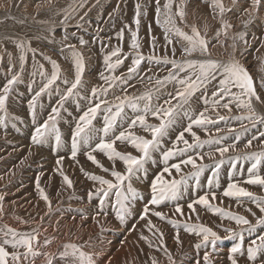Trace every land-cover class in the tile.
Listing matches in <instances>:
<instances>
[{"label":"snow or ice","instance_id":"1","mask_svg":"<svg viewBox=\"0 0 264 264\" xmlns=\"http://www.w3.org/2000/svg\"><path fill=\"white\" fill-rule=\"evenodd\" d=\"M48 2L51 3V0ZM126 2L127 0H125V5ZM203 2L209 4L214 18L216 16L220 18L221 27L216 30L214 39L221 47H224L221 37L227 38L229 29L233 27L225 19L227 13L236 11L241 16L246 14L248 19L243 21V25L247 29L259 13L264 11V0H239L241 5L248 4L242 10L237 7L238 0H232L233 7L231 8L225 7L223 0H203ZM154 3L156 23L164 30L166 54L160 56L156 53L157 40L154 36L151 40L149 53L145 54L142 51L139 33L142 18L148 14V5L141 4L137 0L134 3V28L132 25L125 24L117 32V37L121 42H123L125 31L130 33V51L124 53L121 43L104 56V65L108 75L102 72L100 78L106 86H94L88 90L86 95H82L85 91V57L75 44L63 43L68 40L67 34L59 43L62 45L61 52L64 49L70 51L71 61L74 65L72 79L62 78L60 64L51 56H44V59L52 66L51 73L44 70L43 64L38 65V71L34 70L31 73L32 77L37 74L41 77L38 90L34 92L29 101L32 123L35 125L31 143L34 146L42 147L54 140L56 149H60L64 142L59 120L65 102L70 98H75L77 104L80 100H88V105L77 118L71 135L69 152L70 159L77 164H79L77 157L83 152L87 160L105 174L97 175L85 172L83 166L80 168L93 182V189L88 192V200L89 202L93 199L98 201L96 216L107 217V206H112L115 208V218L121 225L126 224L128 218L133 214L135 201L140 197L139 191L133 186V180L145 178L147 176L146 165L149 162L155 163L156 158L159 157L164 166L151 180L150 200L145 203L138 218L145 221L144 227L156 238L159 246H162V249L158 247V250H163L170 264H175V260L167 245L164 244V233L153 223L150 214L160 221H166L172 225L175 229L174 242L178 246L182 243L180 240L181 229L199 238L194 245L197 250L211 246L212 252H215L217 242L225 239H237L239 242L230 250L231 264H239L238 256L245 254L247 260L255 264L258 256H264V233L249 240L247 246L245 245V233L251 235L258 228L264 229V215L257 217L251 208H247L246 211L255 218V223H253L247 216L226 211L213 203L217 198L215 189L220 186L221 167L225 163H230V182L222 193L223 197L235 199L238 204L247 200L255 204L260 213L264 214V196H258L242 186L247 184L264 188V175L261 174V169L264 167V150L259 152L244 151V149L252 148L253 141L259 137L253 135L241 149H237V144L244 133L249 130V126L252 128L264 126V111H258V108L264 109V97L257 91L248 70L235 57L237 41L243 42L246 47L249 44L246 32H239L232 36L230 45L232 54L228 60H220L214 58L210 50V45L211 47H215V45H212L211 40L206 38L207 25L205 24L202 34L195 24H187V0H178V2L177 0H165L163 5H161V0H154ZM39 7L40 5L37 4V8ZM79 7L83 8L84 4L80 3ZM62 11L63 19L60 24L66 25L72 18V13L76 12V8L70 6V10ZM120 11V5L117 4L113 13L109 14V20H113ZM59 14L58 12L57 15ZM87 15L88 13L84 12L79 19L84 23L91 24L90 20H85ZM39 23L50 24V21L41 20ZM84 23H78L77 27L83 28ZM148 27L151 30L150 24ZM185 28L189 30L185 31ZM48 31L54 32V28L50 27ZM101 31L104 29L97 25L96 32ZM44 39L47 40L48 37ZM253 39L257 38L253 37ZM49 42L56 43L57 41L52 39ZM78 42L81 46L89 44V41L85 40L83 36L79 37ZM14 43L20 53L18 70L14 71L17 66L10 63L8 71L12 74L6 78L3 85H0V126L5 129L8 127L10 118L9 97L15 88L24 82L22 77L28 62V53L32 54L34 61L37 53V49L31 46V40L16 39ZM169 46H171L170 49ZM177 46H179L180 58H176ZM169 50L171 58L167 55ZM2 60L3 58L0 57V61ZM125 60H129L126 71L117 75V69L124 65ZM142 64L145 65L144 68L141 67ZM154 66H170L166 76L155 79V89H148L139 96L128 94L127 88L134 87L130 83L131 81L143 82L145 79L149 82L152 81V76L148 73L152 72ZM33 68H37L35 63ZM153 75L155 74L153 73ZM58 81L65 86L63 92H60ZM34 84H36L35 79L29 84V90ZM168 84L173 85V91L161 102L160 91ZM116 87H120L124 94L114 95V100H109V90ZM260 90L264 91V81L260 84ZM52 91L60 93L57 106L51 109V113L46 119L38 123V102L43 95H51ZM200 101L202 104L199 103ZM193 105L198 106L194 107ZM39 106L42 107V105ZM233 108L238 109L240 114L228 117L219 112V109H224L231 113ZM126 109L130 110L131 115ZM210 113H214L215 118ZM98 116L102 117V126L99 128L94 124ZM230 119L239 123L241 131L236 132L235 129L229 128V132L235 133L234 142L222 144L224 137L213 136L210 129L215 128L218 134L224 131L219 126L220 122L223 121L227 124ZM151 120L156 122H151ZM245 121L248 123L246 124ZM173 130H176L175 138L170 139ZM197 130L203 131L207 138L202 139ZM259 135L264 137V131H261ZM166 140L170 146L165 144ZM118 142L125 146H131L134 152L119 150ZM205 147L209 149L207 152H204ZM230 150L237 154L226 156ZM98 154L106 157L110 166H105L97 159ZM217 155L220 157L218 160L216 159ZM206 157L213 160L214 163L211 165L202 163ZM64 159L63 156L57 159L58 167L55 171L62 178V186L72 189L73 180L63 171L62 161ZM117 163L121 164L122 170L117 169ZM242 163H249L250 166L247 168L246 179L240 181L236 179V176L244 174V169L238 168V165ZM187 166H190L191 171L181 174L183 167ZM206 169H211V175L206 185L208 191L203 195H198L187 204L189 210L187 213H185L183 205L175 204L172 217L178 214L184 218L183 220L174 219L161 210V205H165L166 202L179 201L189 188L194 187L199 190L201 188L200 177ZM173 172L181 174L178 179L173 175ZM190 181H194V184H190ZM35 186L40 198L47 204L46 215H50L53 211L52 201L44 188L41 187L39 176L36 178ZM6 195L7 193L0 194V217L4 214ZM197 206H203L204 209L211 210L228 221H234L237 227H224L226 235L221 236L213 228L203 223H190L193 216L196 221H199ZM85 219L87 216L81 213V220ZM40 220L43 222L44 217H41ZM95 222L99 224V220H95ZM23 223H28V221H23ZM56 223L59 225V221ZM133 230L135 229L133 228ZM43 231L46 232L47 229L45 228ZM103 231L104 228L101 225V232ZM54 239L55 237L45 236L41 241V228L39 227L33 228L31 231H19L4 224L0 226V264H35L38 257L44 258L45 264H54V261H57V264H97L101 253L86 250L90 247V240L83 245L74 242L64 243L57 253L46 251L53 244ZM140 239L149 248L156 246L153 240L143 232L140 233ZM212 252H205L203 255L204 264H213ZM151 264H158L155 257H152ZM196 264H200V261L197 260Z\"/></svg>","mask_w":264,"mask_h":264},{"label":"bare ground","instance_id":"2","mask_svg":"<svg viewBox=\"0 0 264 264\" xmlns=\"http://www.w3.org/2000/svg\"><path fill=\"white\" fill-rule=\"evenodd\" d=\"M23 1H24V3L28 2V0H23ZM12 2H13V0H0V15H2L4 13V10L11 8ZM33 2L36 3L37 0H33ZM177 2H178V0H177ZM145 3L146 4H149V3L153 4L154 0H145ZM223 3L225 5V7H227V8L233 7L232 0H223ZM71 5H72V0H61V1H58L53 8H50L51 10L55 11V13L49 11V9H45V10L41 11L44 16L39 17V18L35 17V19L38 20V22L41 20L50 21V24H43L44 28L40 27L43 30H45L46 35L49 33L50 36L43 35V37H39L36 33V30L31 29L30 34H32V36L28 37L27 35L29 33L26 32L27 30L23 26L18 24L17 22H11L9 25L11 27H15L17 29V31H19V33L16 34V37H18L19 39L31 40V44H44V42L46 43V41L47 42L49 41L48 39L46 40L44 38L48 37L51 40L54 39L55 41H57L56 43H52V44L57 45L59 43V41H61L62 39L57 37V36L54 37L53 35L56 33L58 27L65 26V25L60 24V21L63 19V11L62 10H64V9L70 10ZM130 5H129V7H130ZM247 6H248L247 3H244L243 5H241L239 3V0H238L237 7L241 8V10ZM129 7H128V9H129ZM174 7H175V5H174ZM84 8H80V9L82 10ZM149 9H151V8H149ZM123 10H124V8H123ZM200 10L203 11V15H204L208 10H211V7L209 6L208 3L203 2V0H187V3H186V11L187 12H189V13L192 12V15H194V12L200 11ZM39 11H40V9L37 7H30L26 11V13L28 15H32V14L36 15ZM86 11H87V8L84 9V12H86ZM131 11H132V8H131ZM58 12L60 13L59 15H57ZM227 14H229V17L232 18V20H233L230 23L234 24V26L231 29H229V35L231 37L236 35V33L246 32V39L249 42L248 46L246 47L243 44V42L237 41L238 51L240 52V54L246 53L247 51L244 52V50L247 48L248 49H250L251 47H253L254 49L256 48V52L258 55H256V52H253V54L256 56V60H253L255 58V56H254V58H252V56H250L249 58H244V60L240 59V58H238V59L245 66V68L248 70L249 74L253 78V81H255L254 83L257 87L256 80H257L259 85L261 84L262 81H264V57H261L264 54V46H262V45H264V12L261 11L253 22L255 25L254 26L249 25L247 29H245L244 25H243V21L248 19L246 14L241 16L236 11H233V12H230ZM203 15H202V17H203ZM151 16H152V14H151ZM202 17L198 18V20L201 19ZM30 19H32V18H30ZM100 23H102V22H100ZM124 24H126V23H124ZM204 24L207 25V32L208 31L216 32V30L221 27L219 16H216L214 18L212 10L208 15L204 16ZM86 25H88V24H86ZM104 25L106 26V24H104ZM147 25H149V24H147ZM153 25H154V23H153ZM6 26H7V24H0V29L5 28ZM156 26H158V25H156ZM50 27L54 28V32L50 33L48 31V29ZM111 27L114 29L113 26H111ZM116 27H117V25H116ZM86 28H89V25ZM141 29H142V27H141ZM151 29H153V28H151ZM76 30L74 31L72 29H68V32L73 31L71 37L72 38L76 37V39H77V37H79L80 35L78 34V31H76ZM105 30H107V32H108L109 28H107ZM150 32H151V30H150ZM73 34H75V35H73ZM148 34H150V33H148ZM110 35H111V33H110ZM126 35L128 37H130L129 32ZM139 35H141V34H139ZM68 36L70 38V35H68ZM142 36L144 37V35H142ZM37 37H39V39H37ZM99 37H100V40H102V41L105 40L104 35H99ZM253 37H256L257 39H253ZM62 38H63V36H62ZM106 38H107V36H106ZM129 39L128 38L126 39V44L128 46L130 45ZM102 41L100 42V45H101ZM107 44L109 46V43H107ZM115 44H117V43L115 42ZM46 45H47V43H46ZM56 45H55V47H56ZM0 47H4V46L1 45ZM41 47H42V45L40 47H38L37 50L41 49ZM61 47H62V45L60 46V48ZM80 49H81V47H80ZM17 51H15V52L18 54L17 55L15 54V55L18 57L20 53H19V51L18 52ZM226 51L227 52L225 54H229V50H227V46H226ZM108 52L109 51H107V53ZM231 52H232V49H231ZM96 53H97V50H96ZM28 54H31V53H28ZM41 54H43V52H39V54L36 55L39 58L36 61H39V64H44L45 62H47V60L44 59V56H47V54H43V55H41ZM162 54H163V52H162ZM68 55L70 58L71 56H70L69 50H67V56ZM48 56H50V55H48ZM247 56H245V57H247ZM51 57H53L56 60H59L62 58V55H61L60 51L59 52L56 51L55 55H51ZM57 57L59 59H57ZM257 57H259V58H257ZM11 58H13V57H11ZM15 58L16 57H14V59ZM28 58L31 59V57H28ZM3 59H5V58H3ZM8 59H9V56H8ZM28 61H30V60L28 59ZM70 61H71V59H70ZM101 61H104V60L101 59ZM12 62H13V60H12ZM97 62H98V60H97ZM4 63L6 65V61ZM17 63H19V62L17 61ZM34 63H35V61H34ZM47 63H49V62H47ZM71 63H72V61H71ZM1 64L2 63H0V66L2 67ZM36 64H38V62H36ZM101 64H104V63L101 62ZM38 65L36 68L37 71H38ZM66 65H67V63H66ZM72 65H73V63H72ZM27 66H28V64H27ZM50 66L51 65L49 64V67ZM64 66H63V69H64ZM101 66L102 65H100V68H101ZM28 67L26 69H28ZM45 67H44V69H46L48 67V65L46 68ZM50 69H52V67ZM67 69H69V68L67 67ZM102 69H103V66H102ZM104 69H103V71H104ZM122 69H123V67H122ZM125 69H126V67H125ZM3 70H4V68H3ZM46 71H48V70H46ZM100 71H102V70L100 69ZM118 71H120V70H118ZM26 72L27 71H25V73ZM65 72H66V70H65ZM71 72H72V70H71ZM73 72H74V70H73ZM123 72H125V71H123ZM103 73L105 74V72H103ZM26 74H23V75H26ZM5 75H7V74H5ZM61 75H62V73H61ZM97 75H99V74H97ZM67 76H69V75H67ZM162 76H164V75L162 74ZM8 77H10V76H8ZM158 77H160V76H158ZM30 78H28V79L30 81H32V78L31 79ZM3 79L5 80V78H3ZM25 81H27V80L25 79ZM39 81H40V79H39ZM146 81H145V83H146ZM136 83H138V81ZM58 84H59V82H58ZM24 85H25V83L23 82V85H21V87ZM27 85H28V83H27ZM60 85H59V87L61 88ZM138 85H140V84H138ZM154 85H153V87H154ZM169 85L171 86L172 84H169ZM86 86H87V84H86ZM150 87H151V85H150ZM155 87H156V85H155ZM166 87H167V85H166ZM20 88H18V91L20 90ZM115 89H112V91ZM147 89L148 88L146 87V90ZM167 89L169 90V88H167ZM21 90L17 94L19 95V98L23 99L24 94L23 93L20 94ZM25 90H26V88H25ZM25 90H22V91H25ZM36 90H38V88H36ZM63 90L64 89H62V91ZM87 90H89V84H88ZM117 90H118V88H117ZM27 91H29V90L27 89ZM62 91H60V92H62ZM110 91H111V89H110ZM161 91L163 92V89ZM257 91H258V87H257ZM15 92H17V91H15ZM31 92L29 91V93H31ZM33 92H35V91H33ZM25 93H27V92L25 91ZM115 93H118V91L114 92V94ZM120 93H118V94H120ZM259 93H261V92H259ZM15 94H13V95H15ZM17 94H16V96H17ZM33 94H31V95H33ZM122 94L123 93H121V95ZM129 94H130V92H129ZM168 94L169 93L167 92V90L165 92L161 93V99L163 100V98L168 96ZM13 95H11V96H13ZM54 95H55L54 98H53V94L51 96L53 101H52L50 106H49V104L43 105L45 103L44 102V103H42V107H40V106L37 107V122L38 123L42 122L44 119H46L47 116L51 113V109L53 107L57 106V101L59 99L60 93L55 92ZM130 95H133V94H130ZM20 96H23V97H20ZM48 96H49V94H48ZM263 97H264V94H263ZM13 98L15 99L14 96L10 98L13 102H10V101L8 102V112L10 114L9 120L11 118H17V122H20L21 124H23L22 126L24 129V132L23 133L17 132L13 126H10L8 128V130H6L3 126H0V194L7 193V195L5 196V202H4V214L2 217H0V226L7 224L10 227L16 228L19 231H31L33 228H37V227L41 228V241L43 240V238L45 236L55 237L53 244L50 245L46 249V251H49L52 253H57L58 250H60V246L64 243L74 242V243L83 245L86 241L90 240V247H88L86 250L96 251V252L101 253V255L97 259V264H109V261H110V264H151L152 257H155L157 259L158 264H170V261L168 260L167 256L163 252V250H158V247L162 249V246H159L156 238L152 236V233L149 232L146 227H144L145 221L138 219L137 226H136V228H134L135 230L130 228L131 223L137 219V216L140 213L142 207H140L138 209L137 215L135 214V212H133L132 216H130V221L124 225H121L119 223V221L115 218V208H112L111 206H107V211H108L107 217H105L104 215L96 216V212L98 211V208H97L98 201L96 199H93V200H91V202H89V200L87 198L88 192L93 189V182L87 178L85 173L82 172L80 170V168H81V166H83V169L85 170V172H92V173H95L97 175H105V174L103 172H101V170L99 168H97L95 165H93L90 161H88L85 155H83L82 153L80 155H78L77 160L79 161V164L72 161L71 159L62 161L63 171L67 175H69V177L73 180V188L68 189L66 186H62V178L55 171V169L58 167L56 164V161L61 156L67 157L68 150H64V151L54 153L51 149L48 148L49 144H46L42 147H37V146L30 144L31 143V135L34 133L33 132L34 129L31 133H29L31 130L29 128V125H32L31 124L32 123L31 109L29 107H25L24 106L25 104L24 105L22 104L23 107L17 106L18 104L15 103L16 100L14 101ZM41 98H43V97H41ZM41 98H40V100L42 101ZM112 99L114 100V98H112ZM46 100H47V98H46ZM18 101H19V99H18ZM87 101L88 100L83 101L82 104L80 105V104H77V101L75 98H70L68 101L65 102L64 107L61 110V115H60V120H59V127L61 129H63V134L65 137L70 135V132L72 133L74 131V124L76 122V119L78 118L80 113H82V111L88 105V104H86ZM20 102H21V100H20ZM49 102H50V97H49ZM38 103H40V102H38ZM126 110L129 113V115H131L130 110H128V109H126ZM258 111H264V109L258 108ZM239 113H240V111H239ZM213 118H215V117H213ZM23 121H25V125H24ZM233 125H235L233 127V129H237L236 132H239L241 130L238 122L233 124ZM33 126H35V125H33ZM229 128H231V127H229ZM215 132H216L215 128L210 129V133L213 136L216 135ZM246 133H248V134L250 133V126H249V130ZM259 133H260V131H259ZM175 134H176V130H173V133L171 134L170 139H174ZM218 135L221 137H225V141H226L225 144H231L234 142L235 133L229 132L228 129H224V131H221L220 134H218ZM243 136L241 138H243ZM201 138L203 139V138H207V137L205 136V137H201ZM261 138H264V137H261ZM227 139H231V142H227ZM247 140H248V138H247ZM244 141L240 140V142L237 144V149H241L243 147ZM222 142L224 143V140ZM261 144H262V142H261ZM117 147L121 151H133L134 152V150L131 148V146H125L123 144H120L119 142L117 144ZM208 150L209 149L206 147V150H204V152H207ZM244 151L255 152L252 148L244 149ZM257 151H258V149H257ZM30 152H31V154H29ZM236 154L237 153H234L230 150V152L227 153L226 156H232V155H236ZM97 159H99L105 166H110V162L102 154H98ZM216 159L218 160V159H220V157L217 155ZM205 163L211 165L214 163V161L211 159H208L206 157ZM241 165H238V168H240ZM244 165L245 166L243 169H244V173H245V172H247V168L250 166V164L244 163ZM152 167H153V163H152ZM117 169L122 170L121 164L117 163ZM148 171L150 172V174H147V176L145 178H143L142 180H136V182H135V180H133V185H135V188L148 189L150 192V182L151 181L149 179L151 178V180H152L154 178V176L160 170L149 169ZM190 171H191L190 166H187V167L183 168V173H181V174H186ZM206 172H207V174L211 173V169H208V171H206ZM41 173H43V175H41ZM229 173H230V163H225L221 167V170H220V178H221V181L225 184V186H227V184L230 182ZM181 174H177V173L173 172V175L176 176L177 179L179 178V176ZM261 174L264 175V167H262V169H261ZM38 176L40 177L41 187L44 188L45 192L49 196V199L52 201L53 211L50 215H46V213L48 212L47 204L44 200H42L40 198L39 193H38L36 186H35L36 178ZM50 177H51V179H49ZM239 177H240L239 175L236 176V179H238L240 181L246 179V178H244L241 180V179H239ZM241 177H243V176H241ZM107 178H111V177H107ZM205 178H207V177H205ZM148 180H149V182H147ZM219 182H220V180H219ZM190 184H193V181H190ZM242 186L245 187V184H243ZM253 186H252V188H253ZM219 187H222V186H219ZM247 187L249 189V186H247ZM257 187L258 186H256V188ZM215 191H216V189H215ZM219 191H220L219 193H222L221 192L222 190L219 189ZM195 192L196 193H194V191H193V187L189 188L187 191H185L183 193V196L179 201H177V202H166L165 205H161V210L164 211L166 214H168L170 217H172V213L175 209V204L179 203L180 205L184 206V211H185V213H187L189 211L187 209V204L189 202H191L195 197L202 194L204 191L202 189H199L198 191H195ZM255 194L258 196L259 195L263 196L264 195L263 188H261L259 186L258 190L256 191ZM148 198H149V196L147 197V199ZM147 199H145V201ZM217 199L219 201V198H217ZM226 199H227L226 200L227 203H225V201H224V204H221L219 202H213V203L216 206L225 209L226 211H231V212L235 213V211L239 208L238 207L239 204L237 203V201L235 199L228 198V197ZM138 201H141V200H138ZM242 204L244 205V203H242ZM246 206H248V205H246ZM81 213L86 215L87 219L81 220ZM197 213L199 214V221H196L195 216H193V219L191 221H189L190 223H195V222L203 223L204 225L213 228V230L217 231L221 236L226 235V233L223 230L224 227H232V228L237 227L235 225L234 221H228L227 219L220 217L218 214L212 212L211 210L204 209L203 206H197ZM41 217H44L43 222H41V220H40ZM73 217H75V219H73ZM94 217H95V220H99V224H97L95 222ZM251 217H252V215H251ZM150 218L152 219L153 223L156 224V226L158 228H160L161 231L164 233V244L167 245V248L171 252L173 259L175 260V264H196L197 260L200 261V264H204L203 255L205 254V252H212L211 246H209L207 248L202 247L199 250L195 249L194 245L198 242L199 238L193 234H188V233L184 232L183 229H181V231H180V240L182 243L178 246L174 242L175 229L172 227V225L168 224L166 221H160L155 216H151V214H150ZM172 218L181 219V220L184 219L183 217L179 216L178 214ZM23 221H28V223H23ZM56 221H59V225H57ZM252 221H254V219ZM101 225L104 228L103 232H101ZM45 228L47 229L46 232L43 231V229H45ZM57 228L59 229L58 231H57ZM141 232H143L144 235L149 236V238L153 240L154 245H156V246L149 248L148 245L143 240L140 239V233ZM261 233H264L263 229H262V232H260V234ZM257 234L258 233H256L255 235L253 234V236H245V237L249 238V239H247V238L245 239V245L247 246V243L249 242V240L254 239ZM235 240L236 239H225V240L217 242V246H216L217 250L215 252H212V256H211V259L213 260V264H231V260L229 259V256L231 255L230 250L233 246H235L236 243L239 242V241L236 242ZM238 260H239V264H253V262H250L247 260L246 254L244 256H238ZM35 264H45L44 258L38 257L35 261ZM54 264H57V261H54ZM255 264H264V256H258Z\"/></svg>","mask_w":264,"mask_h":264},{"label":"rangeland","instance_id":"3","mask_svg":"<svg viewBox=\"0 0 264 264\" xmlns=\"http://www.w3.org/2000/svg\"><path fill=\"white\" fill-rule=\"evenodd\" d=\"M58 1H61V0H51V3H49L48 2V0H37V2L35 3V2H33V0H28V2L27 3H24V1L23 0H13V2L11 3V8L10 9H7V10H4V13L2 14V15H0V24H7V26L5 27V28H1L0 29V46L1 45H3L4 47H0V57H2V58H5V59H3L2 61H0V63H2L1 65H2V67L4 68V70H3V68L0 66V85H3V83H5V81H6V78L8 77V76H10L12 73H10L9 71H7L8 70V67H9V64L10 63H14V64H16V66H17V68L16 69H14V71L15 70H18V67H19V63H17V61H18V57L16 56L18 53H16L15 51H19V49H17L16 48V46H15V43H14V41L16 40V39H19L18 37H16V34H18L19 33V31H17V29L15 28V27H11L9 24L11 23V22H17L18 24H20L21 26H23L27 31V33H29L27 36L28 37H30V36H32V34H30V30L31 29H35L36 30V33H37V35L39 36V37H43V35H45V36H50L49 35V33L46 35V33H45V30H43L42 28H40V27H43L44 28V26H43V24H41V23H39L38 22V20H36L35 19V17H37V18H39V17H42V16H44L43 14H42V12L41 11H43V10H45V9H49V11H51V12H53V13H55V11H53V10H51L50 8H53L55 5H56V3L58 2ZM143 1V2H142ZM130 2V3H129ZM135 2H137V0H127V2H126V5H125V0H99V3H97V0H72V5H71V7L72 8H76V12H74L73 14H72V18H70V20H69V22L65 25V26H63V27H58V29H57V31H56V33L53 35L54 37H59V38H61L62 39V36L64 37L65 36V34H67V36L68 35H70V38H69V36H68V40H66L65 42H63V43H65V44H77L76 46H77V48H78V50H80L83 54H84V57H85V64H86V69H85V73H84V81H85V91L82 93V95H86L87 94V92H88V84H89V89H91L92 87H94V86H96V87H100V86H106L105 84H104V81L100 78V73H102V71H103V69L105 68V65L104 64H101V62L102 63H104V61H101V59H103L104 60V56L107 54V51H110L111 49H114L115 48V46L117 47L118 45H121V43H122V45H123V51H124V53H128L129 51H130V47L126 44V39L128 38H130V37H128L126 34L128 33V31H126L125 32V34H124V39H123V42H121L119 39H118V37H117V31H119L125 24L124 23H126V24H130V25H134L133 24V16H134V3ZM138 2H140L141 4H146L145 3V0H138ZM165 2V0H161V4L163 5V3ZM80 3H83L84 4V9H86L87 8V13H88V15L85 17V20H90L91 21V24H88L89 25V28H86V27H88V25H86L87 23H84L83 21H80V19H79V17L81 16V15H83L84 14V9H80V7H79V5H80ZM133 3V4H132ZM37 4H39L40 5V7H39V9H40V11L35 15V14H32V15H28L27 13H26V11L30 8V7H37ZM117 4H119L120 5V9H121V11L119 12V14H116L115 16H114V19L113 20H109V14L110 13H113V10L115 9V7L117 6ZM131 4V5H130ZM100 5V6H99ZM129 5H130V7H129ZM148 5V7H147V16L146 17H144V18H142V23H141V27H142V29L140 30V33L139 34H141V35H139L140 36V43H141V48H142V51L144 52H146V53H149V51H150V45H151V40H152V36H154V37H156V40H157V46H156V53L158 54V55H160V56H163V55H165L166 53H165V49H164V45H165V39H164V30H162L163 28L161 27H159V25L155 22L156 21V19H155V3H153V4H151V3H149V4H147ZM128 7H129V9H128ZM123 8H124V10H123ZM131 8H132V11H131ZM149 8H151V9H149ZM89 9H91L90 11H89ZM149 9V10H148ZM174 10H175V7H174ZM212 10V9H211ZM211 10H208L204 15H203V11L202 10H200V11H196V12H194V15H192V12L191 13H189V12H187V17H186V22H187V24L188 25H192V24H195L199 29H200V31H201V33H203L204 32V26H205V24H204V16H206V15H208L210 12H211ZM89 11V12H88ZM149 11V12H148ZM262 12H264V11H262ZM132 14V15H131ZM151 14H152V16H151ZM38 15V16H37ZM202 15H203V17H202ZM59 17V16H58ZM200 17H202L201 19H199L198 20V18H200ZM30 18H32V19H30ZM61 18V17H60ZM132 18V19H131ZM147 18V19H146ZM151 18V19H150ZM130 19V20H129ZM225 19H227L229 22H231V21H233L232 20V18H230L229 17V14H226V16H225ZM154 20V21H153ZM100 22H102V23H100ZM78 23H84V26L85 27H83V29L82 28H79V27H76L77 26V24ZM106 24V26L104 25V24ZM123 23V24H122ZM153 23H154V25H153ZM119 24V25H118ZM147 24H151V28H153V29H151V32H150V30H149V25H147ZM233 26H234V24L233 23H231ZM97 25H99L100 26V28H103L104 29V31H101V32H99V33H97L96 32V27H97ZM116 25H117V27H116ZM156 25H158V26H156ZM251 26H254L255 24L254 23H252V24H250ZM75 26V27H74ZM91 26V27H90ZM111 26H113L114 27V29L111 27ZM183 26V25H182ZM71 27V28H70ZM121 27V28H120ZM65 28H66V32H65ZM85 28V29H84ZM107 28H109V30H108V32H107V30H105V29H107ZM117 28V29H116ZM120 28V29H119ZM133 28H134V26H133ZM68 29H72V30H76V31H78V34L80 35V36H83V38L85 39V40H87V41H89V44L88 45H85V46H81L80 44H79V42H78V39H79V37H77V39H76V37H74V38H72L71 37V35H72V33H73V31L72 32H68ZM144 29V30H143ZM147 29V30H146ZM158 29V30H157ZM157 30V31H156ZM189 29L188 28H185V31H188ZM111 31V32H110ZM115 32V33H114ZM144 32V33H143ZM86 33V34H85ZM110 33H111V35H110ZM148 33H150V34H148ZM161 33V34H160ZM61 35V36H60ZM99 35H104L105 36V40H100V37H99ZM142 35H144V37L142 36ZM152 35V36H151ZM106 36H107V38H106ZM127 37V38H126ZM214 37H215V32H213V31H208L207 32V37L206 38H208V39H210L211 40V44L212 45H215V47H211V45H210V50L212 51V54H213V57L214 58H217V59H220V60H228L229 58H230V56H231V54H232V52H231V47H230V45L232 44V37L229 35V33H228V37L227 38H224V37H221V40H222V42H223V44H224V47H221V45L220 44H218V43H216V40L214 39ZM99 38V39H98ZM110 38V39H109ZM150 39V40H149ZM48 40H51L50 38H48ZM130 40V39H129ZM71 41V42H70ZM102 41V43H101V45H100V42ZM44 42V41H43ZM68 42V43H67ZM113 42V43H112ZM115 42L118 44H115ZM125 42V43H124ZM46 43H47V45H46ZM46 43L44 42V44H31V46H32V48H35V49H37L38 47H40L41 45H42V47H41V49H39V50H37V53H36V55L37 54H39V52H43V54H47V56L48 55H55V52L56 51H60L61 52V48H60V46H61V43H58L57 45L56 44H52V43H50L49 41L47 42L46 41ZM107 43H109V46H108V44ZM106 44V45H105ZM229 44V45H228ZM55 45H56V47H55ZM79 45V46H78ZM145 45V46H144ZM237 45H238V43H237ZM7 46V47H6ZM108 46V47H107ZM112 46V47H111ZM148 46V47H147ZM226 46H227V50H229V54H225L227 51H226ZM80 47H81V49H80ZM170 47L171 46H169V49H170ZM4 48V49H3ZM10 48V49H9ZM13 48V49H12ZM55 48V49H54ZM103 48V49H102ZM105 48V49H104ZM129 48V49H128ZM149 48V49H148ZM253 47H251L250 49H245L244 50V52H246V53H241L240 54V52L238 51V46H237V48H236V52H235V57L238 59V58H240V59H243L244 60V58H249L250 56H252V58H254V54H253V52H256V48L254 49H252ZM8 49V50H7ZM55 51H53V50ZM145 49V50H144ZM11 50V51H10ZM67 50L68 49H64V51L63 52H61V55H62V58L61 59H59L58 57H57V59H59V60H56V59H54L53 57V59L54 60H56L59 64H60V66H61V73H62V78L63 77H67V78H69L70 76V78L69 79H72L73 78V76H74V72H73V70H74V65H72V63H71V61H70V59H71V57L69 58V55L67 56ZM96 50H97V53H96ZM149 50V51H148ZM162 50V51H161ZM251 50V51H250ZM17 51V52H18ZM161 51V52H160ZM54 54H53V53ZM144 52V53H145ZM162 52H163V54H162ZM145 53V54H146ZM16 54V55H15ZM105 54V55H104ZM162 54V55H161ZM251 54V55H250ZM29 56L28 57H31V59L30 58H28L30 61H28L27 62V64H28V66H27V64L25 65V71H27L26 73L24 72V74H26V75H23V81H24V83H25V85L24 86H22L21 87V85H23V83H21V84H19L18 85V87H16L15 89L16 90H14V92L11 94V95H13V94H17V93H19V91L22 89V90H25V88H26V92L27 93H25V91H22L21 90V92H20V94L21 93H23L22 95L24 96V98L23 99H21V98H19V95L17 94V96H16V94L15 95H13L14 97H15V99L13 98V100L15 101L16 100V102L15 103H17L18 105L17 106H19V107H21L22 106V104L25 106V107H29V101L31 100V97L33 96V95H31V94H33L34 92L33 91H36V88H38L39 87V85H40V81H41V77L39 76V74H37L38 76H35V78L34 77H32V75H31V73L34 71V68H33V65L32 64H34V61H33V57H32V55L31 54H28ZM31 55V56H30ZM167 55L171 58V52H170V50L167 52ZM225 55V56H224ZM248 55V56H247ZM256 55H258L257 54V52H256ZM8 56H9V59H10V56L11 57H13V58H11L12 60H13V62H12V60L10 61L9 59H8ZM100 56V57H99ZM103 56V57H102ZM243 56V57H242ZM245 56H247V57H245ZM7 57V58H6ZM14 57H16L15 59H14ZM66 57H68L67 58V60H66ZM98 57V58H97ZM261 57H264V54L261 56ZM260 57V58H261ZM176 58H180V50H179V46H177V53H176ZM257 58H259V57H257ZM39 58L36 56L35 57V64H36V62H38V64H39V61H36V60H38ZM100 59V60H99ZM130 59V58H129ZM67 62H66V61ZM97 60H98V62H97ZM253 60H256V56H255V58L253 59ZM6 61V65H5V62ZM70 63H69V62ZM48 62V61H47ZM47 62H45L43 65H44V67L46 66L47 67V65H48V67L46 68V69H44L45 71L46 70H48V71H46V72H48V73H51V71H52V69H50L52 66H50L49 67V64L50 63H47ZM63 62V63H62ZM127 62V63H126ZM32 63V64H31ZM66 63H67V65H66ZM128 63H129V60H125L124 61V65H122L119 69H117V72H116V74L117 75H119L120 74V72H123V71H126V69H125V67L128 65ZM38 64H36V65H38ZM51 65V64H50ZM65 65V66H64ZM69 65V66H68ZM100 65H102L103 66V69H102V66H101V68H100ZM31 66V67H30ZM63 66H64V69H63ZM73 66V67H72ZM28 67V69H26ZM66 67V68H65ZM67 67L69 68V69H67ZM71 67V68H70ZM122 67H123V69H122ZM141 67L142 68H144L145 67V65H141ZM33 69V70H32ZM50 69V70H49ZM100 69L102 70V71H100ZM122 69V70H121ZM166 69V70H165ZM169 69H170V66H154L153 68H152V72L151 73H148V75H151L152 76V81L151 82H149L148 80L146 81V83H145V81H143V82H141V81H138V83H136L137 81L136 80H133V81H131L130 83L132 84V85H134V87H128L127 88V93L129 94V92H130V94H133V95H137V96H139V95H141L142 93H144L145 91H147L149 88L150 89H155V79L158 77V76H160L159 78H163L164 76H166L167 75V73H168V71H169ZM36 70V69H35ZM63 70V71H62ZM65 70H66V72H65ZM68 70V71H67ZM71 70H72V72H71ZM118 70H120V71H118ZM162 70V71H161ZM168 70V71H167ZM29 71V72H28ZM103 72H105V74L106 75H108V72L104 69V71ZM30 73V74H29ZM153 73L155 74V75H153ZM5 74H7V75H5ZM71 74V75H70ZM97 74H99V75H97ZM162 74L164 75V76H162ZM28 75V76H27ZM31 75V76H30ZM66 75V76H65ZM67 75H69V76H67ZM181 75H183V73H181ZM86 76V77H85ZM97 76V77H96ZM162 76V77H161ZM32 78V80H33V78L35 79V81L37 82L36 84H34L33 86H32V89L31 90H29V84L31 83V81L28 79V78ZM89 77V78H88ZM94 77V78H93ZM2 78V79H1ZM3 78H5V80L3 79ZM27 80V81H25V79ZM30 78V79H31ZM40 79V81H39V79ZM96 81V82H95ZM103 81V82H102ZM3 82V83H2ZM59 82V81H58ZM57 82V83H58ZM134 82V83H133ZM255 82V81H254ZM27 83H28V85H27ZM39 83V84H38ZM149 83V84H148ZM151 83V84H150ZM256 83H257V87H258V91L259 92H261L260 94H261V96L263 97V92L264 91H261L260 90V85L258 84V82H257V80H256ZM61 84V85H60ZM86 84H87V86H86ZM138 84H140V85H138ZM27 85V86H26ZM36 85V86H35ZM58 85H60L61 86V88L62 89H64V85L61 83V82H59V84ZM92 85V86H91ZM150 85H151V87H150ZM153 85H154V87H153ZM145 88H144V87ZM170 85L168 84L167 85V87L165 86L164 88H162L163 89V92H165L166 90H167V92L168 93H170V92H172L173 91V85H171L170 87H169ZM21 87V88H20ZM28 87V88H27ZM55 87V86H54ZM91 87V88H90ZM146 87L148 88L147 90H146ZM18 88H20V90L18 91ZM60 88V87H59ZM60 88V91H62V89ZM117 88H118V90H117ZM167 88H169V90L167 89ZM27 89L31 92V93H29V91H27ZM113 89H115V88H113ZM120 89V87H116V89L115 90H113L112 91V89H111V91L108 93V99L109 100H113L112 98H114V95H121V93H123L122 91H121V89ZM161 89V90H162ZM166 89V90H165ZM15 91H17V92H15ZM116 91H118V93H120V94H118V93H115L114 94V92H116ZM133 91V92H132ZM55 92L56 91H52L51 92V95H49L48 96V94H45V95H43L42 97L43 98H41L42 99V101L41 100H39V102L40 103H38V106L37 107H39V105H42V103H44L43 105H48L49 104V106L51 105V103H52V101H53V99H52V94H53V98L55 97ZM63 92V91H62ZM162 91H160V99H161V93H163ZM29 93V94H28ZM56 93H58V92H56ZM112 94V95H111ZM124 94V93H123ZM122 94V95H123ZM10 95V96H11ZM57 95V94H56ZM13 96H11V97H13ZM23 96H20V97H23ZM46 96V97H45ZM11 97H9V101L10 102H13L10 98ZM28 97V98H27ZM49 97H50V102H49ZM167 97V96H166ZM19 99V101H18V99ZM46 98H47V100H46ZM20 100H21V102H20ZM44 100V101H43ZM8 101V102H9ZM26 101V102H25ZM83 101H86V100H83ZM82 100H80L79 101V104L81 105L82 104V102H83ZM163 100L161 99V102H162ZM19 102V103H18ZM23 102V103H22ZM49 102V103H48ZM154 103H155V100L153 101ZM89 103V101H87V103L86 104H88ZM199 103H201L202 104V101H200ZM194 106V105H193ZM198 105H195L194 107H197ZM23 107V106H22ZM127 111V110H126ZM219 112H220V114L221 115H225V116H228V117H231V116H233V115H239L240 113H239V110L238 109H233V111L231 112V113H227V111L226 110H223V109H219ZM237 113V114H236ZM81 114V113H80ZM131 114V113H130ZM213 117H215V114L214 113H210ZM230 114V115H229ZM100 120L102 121V117L101 116H98L97 117V119H96V121H94V124L96 125V127L97 128H99L100 127ZM151 122H156L155 120H151ZM23 123H24V125H25V121H23ZM223 123V124H222ZM235 123H237L236 121H234V120H229V122L227 123V124H224V122L223 121H221L220 122V124L221 125H219L221 128H223V129H229V127H231V128H233L235 125H233V124H235ZM245 123H247V121H245ZM32 125H29V128L31 129L30 130V132L29 133H31L32 131H33V129L35 128V126H33L34 124L33 123H31ZM13 125H15V127H14V129L17 131V132H19V133H23L24 132V129H23V124H21L20 122H17V118H11L10 120H8V127H7V129L6 130H8V128L10 127V126H13ZM261 128V129H260ZM260 129V130H259ZM235 130H237V129H235ZM252 130V131H251ZM261 132V131H264V126H257L256 128H252L251 126H250V133L248 134V133H244V136H243V138H241V140L242 141H244V143H246V141H247V138L248 139H251L252 138V136L253 135H255V136H257V137H259V139H257V140H254L253 142V146H252V149L255 151V152H259V151H262V150H264V147H262V145H264V138H261L260 137V133H259V131ZM198 131V134L201 136V137H205L206 135H205V133L203 132V131H201V130H197ZM241 131V130H240ZM239 131V132H240ZM34 132V131H33ZM215 134L216 135H218V134H220V133H216L215 132ZM30 137V136H29ZM262 139V140H261ZM227 142H231V139H227ZM256 142V143H255ZM258 142V143H257ZM261 142H262V144H261ZM30 143V142H29ZM226 143V141H225V137H224V143L222 142V144H225ZM30 144H32V143H30ZM165 144L167 145V146H170L169 144H168V140H166L165 141ZM260 144V145H259ZM255 146V147H254ZM258 146V147H257ZM261 146V147H260ZM48 148L49 149H51L52 150V146H50V143H49V145H48ZM256 148V149H255ZM257 149H258V151H257ZM260 149V150H259ZM64 150H66L65 148H64V145H62L61 146V148L59 149V151L58 152H60V151H64ZM204 150H206V147H205V149ZM83 154V153H82ZM84 155V154H83ZM205 160H206V158L204 159V161H202V163H204V164H206L205 163ZM198 163H201L200 161L198 162ZM247 164V163H246ZM163 162H162V160H160L159 159V157H157L156 158V162L155 163H153V167H152V162H149V164H147L146 165V168H147V174H150V172L148 171L149 169H158V170H161L162 168H163ZM244 163H242V165H241V167L242 168H244ZM184 168V167H183ZM206 171H208V169L207 170H205V172H204V174H203V176H201L200 177V184H201V187L202 188H200V189H202L204 192L202 193V194H200V195H203L206 191H208V189H207V187H206V185H207V178H209V176L211 175V173H208L207 174V172ZM230 172H231V168H230ZM205 175V176H204ZM205 177H207V178H205ZM247 177V172H245L244 174H243V177H239V179H244V178H246ZM150 181H151V178L149 179ZM149 180L147 181V182H149ZM206 182V183H205ZM193 184H194V181H193ZM219 184H220V186H222V187H219V188H216V193H217V198H219V201H218V199L216 198V200L215 201H213V202H219V203H221V204H224V201H225V203H227V197H223V195H222V193H223V190H225V188L227 187V186H225V184L221 181V178H220V182H219ZM247 186H249V189H248V187ZM252 186L253 185H247V184H245V187L249 190V191H251V192H253V193H256V191L258 190V187L256 188V185H254L253 186V188H252ZM219 189L220 190H222L221 192L222 193H219L220 191H219ZM256 189V190H255ZM263 190H264V188H263ZM193 191L195 192V191H198V190H194V187H193ZM219 193V194H218ZM260 196V195H259ZM264 196V195H263ZM225 198V199H224ZM244 203V205L241 203V204H239V208L235 211V213H237V214H240V215H244V216H247L248 217V219L249 220H253L254 219V221H252L253 223H255V218L252 216L251 217V214H249V212L247 211L246 212V209L247 208H251V209H253L252 211L253 212H255L256 213V216L257 217H259V216H261V215H264V214H261L260 213V211H259V209L255 206V204H253V203H251V202H249V201H244L243 202ZM251 204V205H250ZM246 205H248V206H246ZM253 205V206H252ZM242 206V207H241ZM255 206V207H254ZM257 208V209H256ZM242 210V211H241ZM256 210V211H255ZM249 214V215H248ZM258 214V215H257ZM263 231H264V229H263ZM260 232H262V229L261 228H258L257 229V231L256 232H254V233H252L251 235H249L248 233H245V236H253V234L255 235L256 233H258V234H260ZM257 234V235H258ZM256 235V236H257ZM247 237H245V239H246ZM247 239H249V238H247ZM236 242L238 241L237 239L235 240Z\"/></svg>","mask_w":264,"mask_h":264}]
</instances>
